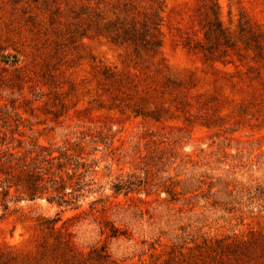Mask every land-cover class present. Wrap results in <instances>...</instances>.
I'll return each instance as SVG.
<instances>
[{"label": "rangeland", "instance_id": "1", "mask_svg": "<svg viewBox=\"0 0 264 264\" xmlns=\"http://www.w3.org/2000/svg\"><path fill=\"white\" fill-rule=\"evenodd\" d=\"M4 140L88 185L12 189L0 264H264V0H0Z\"/></svg>", "mask_w": 264, "mask_h": 264}, {"label": "trees", "instance_id": "2", "mask_svg": "<svg viewBox=\"0 0 264 264\" xmlns=\"http://www.w3.org/2000/svg\"><path fill=\"white\" fill-rule=\"evenodd\" d=\"M23 144L22 140L17 145L0 142V219L8 210L12 189L21 199L46 197L61 206L79 202L88 185L81 154L67 150L56 154L51 146L33 143L27 148Z\"/></svg>", "mask_w": 264, "mask_h": 264}]
</instances>
